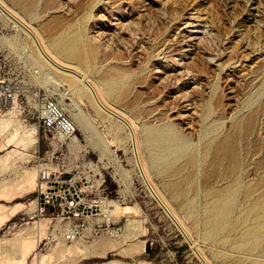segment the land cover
Here are the masks:
<instances>
[{
    "label": "rangeland",
    "instance_id": "1",
    "mask_svg": "<svg viewBox=\"0 0 264 264\" xmlns=\"http://www.w3.org/2000/svg\"><path fill=\"white\" fill-rule=\"evenodd\" d=\"M2 1L34 27L55 54H61L59 50L70 53L67 49L77 42L76 51L67 60L85 69L101 86L109 104L134 122L146 161L149 158L144 145L146 133L167 123L163 117L172 103L169 93L177 86L174 80L161 81L164 73H170L171 68L179 72L180 63L195 60L191 68L199 71L197 82L203 85L202 94L192 90L194 84L187 87L185 91L192 90L196 100L194 110H183L190 116L173 122L192 146L180 159L162 163L161 170L147 162L149 174L212 264H252L247 256L260 257L264 242L244 241L246 246L240 249L247 256L235 246L236 241L244 240L243 233L263 222L254 212L244 214L249 204H243L241 194L228 205L229 214L216 223L205 211L216 204L213 189L225 186L226 181L219 180V173L235 165L225 155L219 159L221 166L212 164L215 147L222 139L230 144L224 154L232 149L239 157L248 156L260 163L264 171V0H209L204 5L201 0ZM88 14L89 20H84ZM186 21L212 30L198 48L196 41L192 44L187 40L190 31L196 29H184ZM98 28L106 29L110 35L98 38L95 35ZM85 45L93 47L94 54L88 55ZM23 48L34 52L31 40L0 15V75L18 87L11 104L15 107L13 114L20 120L15 130L22 133L27 128H36V97H49L76 124L78 131L75 143H59L38 132L37 147L29 153L32 158L24 165L17 162L20 170L40 167V171L33 191L20 187L21 198L11 202L0 200L2 213H10L18 206L11 219L0 226V259L8 256L9 261L17 264L25 253L23 245L29 241L33 247L28 251L31 244L26 246V264H202L144 188L133 162L132 145L120 123L106 118L86 95L78 99L65 75L56 73L53 80L45 81L39 70L37 76L41 78L31 77L33 66ZM202 53L213 56V63L202 62ZM207 102L211 114L205 118ZM12 106L0 118L8 119ZM76 107L84 112L86 125L77 119ZM2 136L0 155L16 148L15 141L6 144ZM205 138H215V142L205 147ZM42 171L60 180L80 174L91 186L85 200H105L108 205L118 202L132 208V215L111 219L114 227L121 228L119 235L130 238L102 234L65 242L63 233L78 221L73 217L62 219L57 208L40 211L36 198ZM11 172L0 174V180L4 176L13 177ZM43 220L49 224L39 233L36 230ZM87 221L92 223L90 219ZM128 221L135 222L130 231L126 228ZM260 233L264 236L263 229ZM65 245L77 246L82 251L62 256L56 247Z\"/></svg>",
    "mask_w": 264,
    "mask_h": 264
},
{
    "label": "bare ground",
    "instance_id": "2",
    "mask_svg": "<svg viewBox=\"0 0 264 264\" xmlns=\"http://www.w3.org/2000/svg\"><path fill=\"white\" fill-rule=\"evenodd\" d=\"M201 1H202V5H204L207 4L209 0H201ZM0 15L3 16L5 19H7L9 22H11L14 27L18 28L19 31L24 33L25 36L31 40L34 48V52H28L26 51L25 48H23V50L21 49L22 51L26 52L25 55L26 59L33 66V68L30 69L31 77H38L37 75L39 74V70H42L43 73L41 75L43 76V79L45 81L53 80L54 75L56 73L65 75L68 78L67 80L69 82L71 91L77 96L78 99H81L83 95H86L89 98V100L92 102V104L96 107V109H98V111L102 113L106 118L114 119L115 121L120 123V125L126 131L127 137L132 145L133 162L135 164L138 176L142 180V183L144 184L145 188L147 189L149 194L156 200L160 208L164 211L165 215L169 218V220L175 226L177 231L183 236L184 241H186L189 244V246H191V249L193 250V254L195 255V257L202 264H212L210 260L205 256L204 251L199 245V243L192 237L190 230L185 226L181 218H179V216L176 214L174 209L169 205V203L166 201L164 196L153 184L147 164L148 162L157 169L161 170L160 166L162 163L166 162L168 159H174V160L180 159L185 154V152L189 150L190 146H192L189 139H187L186 135L181 132H178L176 128L177 126L173 122L174 120L179 121V119L188 118L190 115L189 113H187V111H190L192 109L194 110V105L196 103V100L192 96V92H191L192 90L196 89L198 93L200 91V93L202 94L203 85L197 82L198 80L197 75L199 71L198 70L194 71L191 68L192 67L191 64L195 60L190 61L188 63H183V64L180 63L179 67L181 68L180 71L178 70L179 72H177L176 69L171 68L169 71L170 73L168 74L164 73V78L161 81L174 80L177 86H175L176 88H172L174 89L172 90V92L169 91L170 92L169 95L172 98L171 100L172 103L171 106L168 108L167 114H165L163 117V120H165L167 123H165L161 127L155 128L154 130H149L146 133V139L144 141V145L145 147H147V150H149V158L148 161H146L142 153V144L138 140L137 129L134 122L131 119H129L123 112L117 110L116 108L112 107L109 104L106 97L102 93L101 86L91 79L89 73L85 69L67 60L69 59L67 58V56L72 57L71 52L74 53V51H76L77 42L75 41L74 43H72L67 49L70 53L58 49L61 54H59L58 52H57L58 54H55L53 49L48 45H46L40 33L34 27L28 24L22 17H20L17 12H15L13 9L8 7L2 0H0ZM89 18H90V14L86 15V17H84V20H89ZM205 26L206 25H204L203 27L199 25H193L191 22L185 23L184 29H186V27H193L196 29V31L194 32L190 31V34H188L187 36L188 37L187 40H189V42L192 44L194 41H196L195 46L197 48L200 46L201 42L203 41L205 42L207 34H210L209 31H212V30H208L207 29L208 27L206 28ZM212 34L214 36L217 35L214 33ZM95 35L98 38L106 39L110 34L106 29L101 28L97 30V32H95ZM57 47L60 48V46L58 45ZM86 47L87 45H85V49ZM184 51H188V50H183V52ZM86 53L88 55L94 54V48L88 46ZM202 57L204 58L202 59V62L203 60H205L207 64L208 63L212 64L213 61L215 60L213 56L205 55L204 53H202ZM169 59L172 62H175V60H172L171 57H169ZM36 68L38 70H35ZM158 73H160V71H158ZM39 78L41 77L39 76L38 79ZM188 80H191L192 83H189L190 81ZM192 84H194L195 87L192 88L191 91H185L186 88ZM104 86L108 87L107 84H104ZM12 104H14V102ZM35 106L38 109V106L36 104ZM11 109L12 111L9 112L10 116L8 117V119L0 118V134L3 135L2 137H4V139H6L7 142L6 144L8 143L10 144L12 141H15L13 143H15L16 146V148L7 151L3 155H0V174L2 175L6 172L9 173L10 171L13 172V177L11 178L9 177L7 179L3 175L4 178L0 180V200L5 202H11L12 200L19 198L22 195L21 192H18L20 187H24V189L26 188L33 191V189L37 184V177L40 171L39 169L40 167L31 168L27 170H23V169L20 170L21 168L16 165L17 162H23L22 164L24 165V163L29 162L28 160L32 158V156L29 153L30 152L33 153L35 147H37L38 131L35 127H31V128H27L22 133L17 132L16 130L18 129L15 130V127L18 126L20 120L17 119L16 116L13 114L15 112V107L12 106ZM183 110H187V111L183 113L182 112ZM193 113L194 111L192 112V114ZM210 114H211V105L209 102H207L204 110V117L206 118ZM75 115L80 123L86 125L87 118L80 107H76ZM18 135H22V137L16 138ZM57 141L59 143H66L68 141L75 143L76 137L74 135L68 141H64L61 138ZM213 142H215V138L213 139L205 138V140L203 141L205 147L212 146ZM17 147L21 148L22 150L21 151L18 150ZM229 148H230V144L225 139H222V141L218 143L217 146L215 147V153H214L215 157L212 163L213 165L217 164V166L219 165L221 166L222 161H220L219 159L224 158V155L226 156V159L229 160L233 159L235 161V165L228 166L225 170L223 169L219 173L218 178L219 180L226 181L225 186L223 188L216 187L213 189L212 195L214 197H217L216 204L213 207L206 209L205 212L206 214L210 215V218L215 219V223H216L220 217L229 214L228 205L233 204L235 199L238 198V196L241 194L243 204H249L248 209L243 211L244 214L248 216L251 214V212H254L257 219H260L263 222L258 223L257 226H254L252 231L247 230L245 233H243L241 236L242 239L244 238L243 241L235 242V246L240 249L246 246L245 245L246 243L244 241L249 242L250 240L249 244H253L254 242H258V241H260L258 242V244L264 242V236L261 235L260 233V230L262 229L264 230V189L262 188L264 185L263 184L264 171H261L260 163L254 162V160L251 161V159H249L248 156H245L244 158L239 157V154L234 152L232 149L229 152V154L226 153L224 154V151L226 152V149ZM229 173L230 175L228 176ZM227 178H231V179L227 180ZM82 179L85 180V182L81 184L84 190V197L82 198L81 201L93 203L94 207H96L100 215L104 214L105 216H108L111 219H114V221H116L121 216L133 214L134 210L132 208L123 207L118 202L113 203V205H108V203L105 200H101L99 202L96 201L92 202L85 200L84 198L86 197L87 194V188L89 189L91 186L88 185L89 182L87 181V179L85 178ZM231 187L234 188L232 189ZM242 188L244 189L242 190ZM208 195H206L205 197H207ZM35 205L36 204L34 200L31 204V208H33V212H34V207H36ZM17 207L16 206L13 207L14 209H11L12 211L9 210L10 213H6V211L5 213H2V210L0 208L1 210L0 226H2L5 222L9 221V218L12 216L14 211L16 212L18 210ZM20 208L21 206L19 207V209ZM48 222L46 220H43L39 224V227L36 231H38L39 233L41 231H44L47 228V224H49ZM133 223L135 222L128 221V223H126L127 230L129 231L131 230ZM137 223L139 224L140 221ZM89 228L90 226H88L86 231H88ZM110 237H117L124 239L130 238L129 235H119V233L114 234ZM82 238L84 237H81L74 242H77ZM22 244L23 243H21L20 245H21V249L23 250L24 248H22ZM25 244L26 245H23V247H25V251H24L25 253L22 254L21 261L17 262V264H26V259L28 258L27 257L28 254L26 252L27 251L26 246L29 247L28 245L31 244L28 251L33 247L32 246L33 242L29 243L28 241V244L27 243ZM255 247L256 246H254V249L250 251L254 252ZM56 249L57 252L62 256L73 255V254L75 255L81 253L82 251L77 246L67 247L66 245L63 246L62 248L56 247ZM240 250L242 251V254H244V256L248 255L247 253L243 252L242 249ZM7 257L5 256L3 257L4 259H0V264H15L9 261ZM258 258L256 257L250 258L248 256L246 257V259L251 260L252 264H264V252Z\"/></svg>",
    "mask_w": 264,
    "mask_h": 264
},
{
    "label": "built area",
    "instance_id": "3",
    "mask_svg": "<svg viewBox=\"0 0 264 264\" xmlns=\"http://www.w3.org/2000/svg\"><path fill=\"white\" fill-rule=\"evenodd\" d=\"M18 87L13 82L0 75V115L11 107L17 96ZM38 109L35 115V125L38 132L56 140H70L76 135V124L49 97H36ZM85 182L80 174L60 180L58 177L41 172L37 185V204L40 211L59 209L62 219L78 222L63 233L66 242H74L85 236L97 237L102 234L114 235L120 233L119 227H114L111 218L99 214L93 203L82 202L84 190L81 184ZM144 186V185H143ZM145 188V186H144ZM87 219L92 220L89 224ZM90 226L89 230H87ZM198 261V260H197ZM200 262V261H199Z\"/></svg>",
    "mask_w": 264,
    "mask_h": 264
}]
</instances>
